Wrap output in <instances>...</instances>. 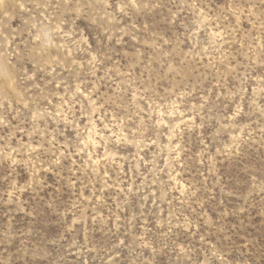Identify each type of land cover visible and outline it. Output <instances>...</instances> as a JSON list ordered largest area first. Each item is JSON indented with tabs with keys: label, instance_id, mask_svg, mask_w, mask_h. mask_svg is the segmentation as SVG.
Returning <instances> with one entry per match:
<instances>
[{
	"label": "rangeland",
	"instance_id": "374dc122",
	"mask_svg": "<svg viewBox=\"0 0 264 264\" xmlns=\"http://www.w3.org/2000/svg\"><path fill=\"white\" fill-rule=\"evenodd\" d=\"M0 264H264V0H2Z\"/></svg>",
	"mask_w": 264,
	"mask_h": 264
},
{
	"label": "bare ground",
	"instance_id": "6f19581e",
	"mask_svg": "<svg viewBox=\"0 0 264 264\" xmlns=\"http://www.w3.org/2000/svg\"><path fill=\"white\" fill-rule=\"evenodd\" d=\"M2 2V0H0V3Z\"/></svg>",
	"mask_w": 264,
	"mask_h": 264
}]
</instances>
